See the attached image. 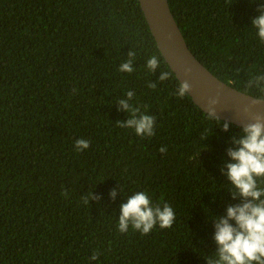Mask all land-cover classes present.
Segmentation results:
<instances>
[{
	"label": "trees",
	"instance_id": "trees-1",
	"mask_svg": "<svg viewBox=\"0 0 264 264\" xmlns=\"http://www.w3.org/2000/svg\"><path fill=\"white\" fill-rule=\"evenodd\" d=\"M168 1L196 58L256 97L245 85L264 73L251 28L264 0ZM130 50L134 71L119 72ZM178 83L139 0H0V264H206L212 216L239 203L221 168L242 127L223 131L174 94ZM128 91L131 108L155 117L153 136L119 126ZM77 139L89 148L77 152ZM138 191L174 209L171 228L119 232L120 205Z\"/></svg>",
	"mask_w": 264,
	"mask_h": 264
},
{
	"label": "clouds",
	"instance_id": "clouds-1",
	"mask_svg": "<svg viewBox=\"0 0 264 264\" xmlns=\"http://www.w3.org/2000/svg\"><path fill=\"white\" fill-rule=\"evenodd\" d=\"M258 12L259 15L251 21V28L264 44V2H261ZM135 55L130 50L127 61L120 65L118 71L131 74L134 71ZM145 66L154 74L160 69L158 56L152 55ZM170 76V72L161 70L158 81H167ZM148 87L155 89L156 84L149 83ZM190 87L187 81L179 82L174 94L184 98L189 95ZM245 87L259 93L252 102L253 106L264 104V73L251 76ZM126 96V99L118 101V111L131 113V116L126 121H119V126L133 129L142 138L153 136L155 117L130 107L129 101L134 92L128 91ZM217 103L216 99L209 101V110L206 112L209 118L218 119L214 108ZM244 111L248 112L249 109L245 108ZM229 127V123L224 122L222 130L227 132ZM231 145L226 149L228 159L223 163L221 174L229 181L226 191L233 201L239 200V203H229L226 213L212 216L216 250L205 259L206 264H264V115L256 114L252 117V122L244 124L241 134L231 138ZM75 148L77 152L83 151L89 148V142L77 139ZM159 151L165 153L166 146ZM116 196V190H111L110 197L115 199ZM83 199L85 204L89 203L87 197ZM92 199L97 197L91 194ZM175 219L174 209L169 204H153L146 192L138 191L120 205L118 230L123 234L131 226L141 235H147L157 226L160 229L171 228ZM90 260H98V253L93 252Z\"/></svg>",
	"mask_w": 264,
	"mask_h": 264
},
{
	"label": "water",
	"instance_id": "water-1",
	"mask_svg": "<svg viewBox=\"0 0 264 264\" xmlns=\"http://www.w3.org/2000/svg\"><path fill=\"white\" fill-rule=\"evenodd\" d=\"M139 3L164 60L179 82L190 84L189 96L202 111L207 112L209 101L216 99V117L239 127L252 122L256 114L264 115V104L253 106L255 97L222 82L196 58L171 12L168 0H139ZM245 108L249 111L245 112Z\"/></svg>",
	"mask_w": 264,
	"mask_h": 264
}]
</instances>
